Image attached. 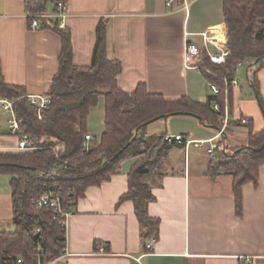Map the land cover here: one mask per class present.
Masks as SVG:
<instances>
[{
    "label": "crops",
    "instance_id": "1",
    "mask_svg": "<svg viewBox=\"0 0 264 264\" xmlns=\"http://www.w3.org/2000/svg\"><path fill=\"white\" fill-rule=\"evenodd\" d=\"M187 1L188 10L182 9V0L169 10L166 0H65L75 63H90L95 30L102 20L108 56L123 66L122 89L131 92L145 82L149 91L167 98L187 94L205 101L212 95L210 78L201 70L185 68V32L215 26L226 30L223 0ZM25 2L0 0V70L6 82L23 86L26 94H47L59 67L62 42L49 28L29 27ZM52 8L49 3L47 11ZM249 65L254 70L249 83L252 87L253 78L257 79V93L264 102V66ZM232 86L231 108L228 100L225 103L228 120L246 119L254 131L262 129L264 115L257 96L246 97L239 84ZM97 115L103 122L104 113ZM164 121L165 133L191 139L207 140L219 130L191 115ZM248 132L249 127L241 123L230 126L225 137L231 146L241 145L247 142ZM17 140L0 121V151L16 150ZM205 150L174 145L164 160L160 184L152 188L154 199L148 204V213L159 219L151 250L141 241L133 201L119 202L137 156L124 160L108 180L89 185L78 198L66 221L65 250L55 264H242L244 256L252 258L251 264H264V164L256 184H243V211L238 215L232 177L206 175ZM193 166L199 167L198 173H192ZM4 176L8 175L0 174ZM6 188L8 184L0 188V231H13L12 188Z\"/></svg>",
    "mask_w": 264,
    "mask_h": 264
},
{
    "label": "trees",
    "instance_id": "2",
    "mask_svg": "<svg viewBox=\"0 0 264 264\" xmlns=\"http://www.w3.org/2000/svg\"><path fill=\"white\" fill-rule=\"evenodd\" d=\"M29 9L49 13L47 5L57 10L59 1L27 0ZM229 55L223 64H205L217 75L213 78L220 91L205 101L184 94L167 98L160 92L149 91L145 82L131 91L119 85L123 66L119 59L107 53L106 23L99 21L95 30V43L89 64L74 61L71 31L58 26L56 18L42 17L41 28L55 31L61 38L59 67L52 78L47 94L52 96L49 109L42 120L29 103L25 88L5 81L0 70V94L18 96L16 105L23 126L39 149L0 151V174L10 176L12 188L13 231H0V263L40 264L56 259L66 244V227L53 208L37 207L32 201L43 188L59 186L63 197L68 198L74 189L75 198L83 196L89 185L108 180L121 163L140 156L128 172V189L119 202L130 199L140 223V238L145 245L158 237L159 219L148 213V204L154 199L152 188L160 184L161 168L171 148L176 145L166 139L167 133L149 134L148 120H166L175 115H191L210 127L220 128L224 112L213 108L217 101L222 110L233 91L223 77L232 78L238 62H254L264 66V0H223ZM258 90V81L253 78ZM104 97L103 130L100 137L91 140V149L84 148L88 130V117L92 107ZM264 115V102L257 97ZM155 120V121H156ZM241 122L229 120L225 133L217 140L216 157H208L206 175L212 179L227 174L232 177L235 209L243 211L242 187L246 182L259 180V167L264 164V127L254 131L249 127L245 144L231 146L225 137L232 125ZM55 144L64 146L59 158L52 149ZM209 156V155H208ZM59 159L63 161L60 162ZM21 258V262L17 261Z\"/></svg>",
    "mask_w": 264,
    "mask_h": 264
},
{
    "label": "built area",
    "instance_id": "3",
    "mask_svg": "<svg viewBox=\"0 0 264 264\" xmlns=\"http://www.w3.org/2000/svg\"><path fill=\"white\" fill-rule=\"evenodd\" d=\"M177 0H166V5L169 10L173 9V5ZM189 2L182 0V9L188 10ZM25 5L27 7L26 17L28 25L31 29L41 28L42 17H53L57 19L58 26L61 28L66 27L68 10L65 1H59L57 4V10L50 13H39L29 9V1L26 0ZM227 33L226 30L221 26H215L204 30L202 32H185L184 50H183V62L185 68H195L206 72L213 78H217L218 75L205 64V58L208 59L212 64H223L227 56L229 55V48L227 45ZM242 62H238L235 66V72H238ZM222 80L227 85H238L237 75L235 74L232 78L223 77ZM209 87L211 88L214 95L220 91L219 85L210 79L208 81ZM28 98L29 103L35 108L36 116L39 120H42L45 116V112L49 109L52 102V96L50 94H25ZM20 97L18 96H7L0 94V111L6 116L5 124L9 134L17 137L16 148L19 150H37L40 146L34 144L31 135L26 131L23 126V120L19 114L18 107L16 105ZM213 108L218 111H223L224 116L220 119L219 128L217 134L207 140L191 139L187 138L182 134L166 135L168 141L174 142L176 145H183L186 150L191 145L202 146L205 143H209L206 146V152L209 157L215 158L217 147V140L225 133V129L228 127V107L225 105L222 110L220 104L217 101L213 102ZM246 119H241V123H248ZM94 139V135L88 132L84 138V148L88 152L91 149V140ZM56 156H59V152L64 150V146L61 144H55L52 146ZM59 158V157H58ZM62 162V159H59ZM75 190H70V195L67 199L63 197V190L59 186H47L41 190V192L33 198L32 203L37 207H50L53 208L56 214L62 219V225L66 227V221L69 215L73 212L77 199L75 198ZM155 238H152L147 242V250H151ZM65 250V245L63 251ZM100 251H104V247L100 248ZM17 261L20 263L21 258ZM252 258L250 256L241 257L242 264H251ZM9 264L8 260L4 263ZM40 264H55V259L46 262H40Z\"/></svg>",
    "mask_w": 264,
    "mask_h": 264
},
{
    "label": "rangeland",
    "instance_id": "4",
    "mask_svg": "<svg viewBox=\"0 0 264 264\" xmlns=\"http://www.w3.org/2000/svg\"><path fill=\"white\" fill-rule=\"evenodd\" d=\"M253 73H254V70L252 69V66H250L248 62L243 63L239 67L238 72L236 73L239 85L242 87V92H243L244 96H246V97H251V96L256 97L255 90L253 87H251V85L249 83V78L253 77ZM212 95H214L213 92H212ZM103 105H104V97L101 95L99 97L98 104L91 108V112H90L89 117H88V129L91 130L93 135L97 138L100 137V133H101V130L103 127V122L101 120V117H99V115H97V114H103L104 113ZM5 119H6V116L0 111V121H3L5 124ZM5 126H6V124H5ZM6 128H7V126H6ZM164 131H165V121L161 120V119L150 123L147 127V132L148 133L150 132L149 134H160V133H163ZM208 144L209 143H205L204 145H202L204 150ZM205 152H206V150H205ZM207 156H208V153L204 154L205 158ZM191 171L193 174H196L199 172V167L193 166L191 168ZM0 180H1L0 181V188H3L5 186V184H6V186L8 184V188H6V189L11 190V187H9V183H8V180H9L8 176L0 177Z\"/></svg>",
    "mask_w": 264,
    "mask_h": 264
},
{
    "label": "water",
    "instance_id": "5",
    "mask_svg": "<svg viewBox=\"0 0 264 264\" xmlns=\"http://www.w3.org/2000/svg\"><path fill=\"white\" fill-rule=\"evenodd\" d=\"M254 62H255V61H254ZM252 87L254 88L255 93H256V96L258 97V93H257V89H256L255 85L252 84ZM156 119H158V117H155V118H152V119L148 120L147 123H152V122H154Z\"/></svg>",
    "mask_w": 264,
    "mask_h": 264
}]
</instances>
